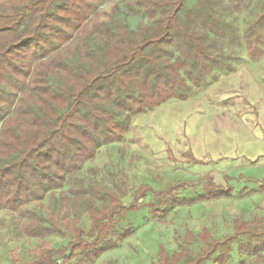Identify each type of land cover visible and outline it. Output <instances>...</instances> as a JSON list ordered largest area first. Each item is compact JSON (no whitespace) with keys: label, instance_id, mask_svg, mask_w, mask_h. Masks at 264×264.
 <instances>
[{"label":"trees","instance_id":"16d2710c","mask_svg":"<svg viewBox=\"0 0 264 264\" xmlns=\"http://www.w3.org/2000/svg\"><path fill=\"white\" fill-rule=\"evenodd\" d=\"M105 2L0 0V211H21L23 235L40 241L31 260L23 262L12 250V264H92L133 234L132 227L117 224L148 193L177 206L232 196L229 175L225 184L208 174L167 190L145 185L128 204L120 190L77 180L60 192L58 211L46 219L28 207L63 189L103 145L121 141L135 115L185 100L220 73L234 71L226 42H244L253 60L264 55V0L244 36L218 0H197L187 12L186 0H128L148 19L136 29L113 8L104 9ZM252 3L227 0L224 7L242 13ZM188 187L202 193L176 194ZM85 215L88 229L81 226ZM62 230L73 237L66 248H56L47 237ZM234 243L239 254L262 256L264 217L237 220L224 238L208 228L188 229L177 251L161 247L157 264H245L232 261Z\"/></svg>","mask_w":264,"mask_h":264},{"label":"rangeland","instance_id":"374dc122","mask_svg":"<svg viewBox=\"0 0 264 264\" xmlns=\"http://www.w3.org/2000/svg\"><path fill=\"white\" fill-rule=\"evenodd\" d=\"M127 1L106 0L103 8H113L116 17L133 29L148 22L147 16L131 10ZM218 1L222 14L244 36L260 0H253L250 9L242 13H230L224 7L227 0ZM196 2L186 0V12ZM225 49L235 57V73L222 72L217 80L196 88L185 100L170 99L135 115L121 141L103 145L63 189L28 205L46 219L58 211L60 192L77 180L120 190L128 204L145 185L159 191L180 183H197L208 174L220 184L226 183V175L232 177V196L192 205L177 206L170 198L148 193L139 200V209L128 212L117 224L120 230L132 227L133 234L92 264H157L161 247L171 254L177 251L188 229L200 233L208 228L215 238H224L233 232L237 220L264 217V55L251 59L244 42H226ZM199 193L201 187H188L176 194L195 197ZM23 221L21 211H0V264H12V250L23 262L34 258L33 250L40 241L23 235ZM81 226L89 228L88 216L82 217ZM62 231L47 237L56 248H66L72 240L71 233ZM232 246L234 263L264 264V253L260 257L242 255L237 243ZM193 247L198 249L200 244ZM55 264L63 261L58 259Z\"/></svg>","mask_w":264,"mask_h":264},{"label":"crops","instance_id":"0c3cea01","mask_svg":"<svg viewBox=\"0 0 264 264\" xmlns=\"http://www.w3.org/2000/svg\"><path fill=\"white\" fill-rule=\"evenodd\" d=\"M236 71L234 70L233 72H230L228 75L232 74V73H235ZM224 77V76H223Z\"/></svg>","mask_w":264,"mask_h":264}]
</instances>
